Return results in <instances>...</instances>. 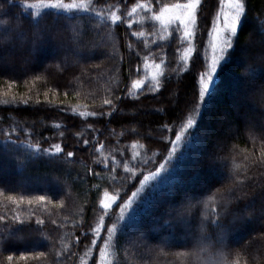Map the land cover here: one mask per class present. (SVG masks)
Listing matches in <instances>:
<instances>
[{
  "label": "trees",
  "instance_id": "16d2710c",
  "mask_svg": "<svg viewBox=\"0 0 264 264\" xmlns=\"http://www.w3.org/2000/svg\"><path fill=\"white\" fill-rule=\"evenodd\" d=\"M148 2L158 10L177 0ZM243 2L233 46L201 103L221 0H201L187 62L179 32L161 31L144 10L127 16L137 0H90L94 11L0 0V167H10L0 177V264H98L113 225L112 264H184L206 240L239 264H264V0ZM112 12L123 22L112 24ZM102 39L83 62L65 64ZM161 61L153 89L144 65ZM135 79L145 80L139 90ZM89 112L97 115H81ZM189 118L196 123L183 131ZM105 191L117 197L106 211Z\"/></svg>",
  "mask_w": 264,
  "mask_h": 264
},
{
  "label": "snow or ice",
  "instance_id": "6c2138e0",
  "mask_svg": "<svg viewBox=\"0 0 264 264\" xmlns=\"http://www.w3.org/2000/svg\"><path fill=\"white\" fill-rule=\"evenodd\" d=\"M222 5L227 4V10L225 11L222 7L221 11L217 14L215 21L212 25V30L209 32L210 37V48H211V57L207 64L206 71L202 72L199 77L198 84V95L199 101L202 103L208 97L209 93L213 90L214 84L217 76V69L221 61L224 60L225 56L228 54L229 49L233 46V37L237 33L239 21L245 13V4L243 0H221ZM23 6L25 8H52L64 11L71 10H84V11H94V8L90 4V0H70V2H65V0H37L36 3H28L27 0H23ZM201 8V0H177L176 3L165 4L157 9L153 8L148 0H137V3L131 7V10L127 12V16L131 17L134 14H137V10H144L146 13H151V18L160 25V29L163 32H169V30H174L179 32L180 40L186 43V47L183 48V61L187 62L190 57H192L194 52V38L196 36V26H197V14L198 9ZM99 14V13H98ZM123 22L122 16L116 14L115 12L111 13V23L116 24L117 22ZM129 27L132 25L131 19L127 21ZM134 35H143V33H134ZM164 62L152 63L149 65L145 62V68L151 67V86L153 89H159L161 87L160 77L164 75L161 65ZM14 83V82H11ZM145 84L144 79H135L132 81V89L139 90L142 85ZM260 97L264 99V88L260 90ZM14 100L15 97L13 96ZM118 99V98H117ZM103 104L109 107L112 106V99L103 100ZM81 115H97L95 112L81 113ZM103 115V113H101ZM195 120L189 118L186 125H184L183 131L191 129ZM182 133H177L175 139L172 143V152L175 153L177 147L182 141ZM85 144H88L89 141L85 140ZM55 152L60 153L62 151L61 146L56 144ZM73 153L69 152L68 156H72ZM264 155V153H262ZM100 163H106L105 159H101ZM164 170V165H161L155 172H149L148 175L144 176V179L140 181L141 187L146 185L150 180L154 179ZM139 189L137 192H133L126 203L122 206L123 208H128L131 206L133 200L138 195ZM3 195V193H0ZM7 199L12 200L13 197L9 196ZM22 199V198H21ZM40 200H44L43 196L39 197ZM117 197L110 194L108 191H105L104 198L100 201L101 207L106 211L109 209L113 202L116 201ZM0 219H3L0 217ZM103 223V217H101V224ZM101 231V225H97L94 229V234L99 237ZM108 231V240H105L104 247L100 249V261L99 264H112L111 259L109 258L110 254L107 249L109 247V241L111 240L114 232L115 225L107 229ZM93 244H96V241H92ZM41 256L44 253H40ZM12 256L8 257V260L11 261ZM239 264V261H237Z\"/></svg>",
  "mask_w": 264,
  "mask_h": 264
},
{
  "label": "clouds",
  "instance_id": "9594fccd",
  "mask_svg": "<svg viewBox=\"0 0 264 264\" xmlns=\"http://www.w3.org/2000/svg\"><path fill=\"white\" fill-rule=\"evenodd\" d=\"M260 83L264 85V82ZM184 256V264H237V260L225 255L209 240H206L205 247L185 253Z\"/></svg>",
  "mask_w": 264,
  "mask_h": 264
},
{
  "label": "rangeland",
  "instance_id": "374dc122",
  "mask_svg": "<svg viewBox=\"0 0 264 264\" xmlns=\"http://www.w3.org/2000/svg\"><path fill=\"white\" fill-rule=\"evenodd\" d=\"M227 10V4L225 3V11ZM261 37H263V36H258L257 38H256V41H259V40H261L262 38ZM95 42H97L96 43V47L95 46H91V48L88 50V52H81V50H79L77 53H76V58H74L73 56L72 57H70L69 58V62L66 60L65 61V64H67V63H77V62H83V61H79V60H82V58H83V55L84 56H86V55H90V54H92V53H94V52H96V49L101 45V43H103L104 42V40L102 39V40H96ZM210 44V43H209ZM15 47V46H14ZM73 49H74V47H73ZM14 50L15 51H19V48H14ZM13 50V52L11 53V55H9L8 56V58L10 59L9 61L12 63V58L14 57V54L16 55L17 53H15V51ZM210 52H211V48H210ZM73 53H74V51H73ZM107 54H108V56H110L111 55V51H107ZM75 56V55H74ZM82 56V57H81ZM77 58H78V61H77ZM41 60V59H40ZM83 60H85V58H83ZM38 62V59H36V58H34L33 60H30V61H28V63L29 62ZM75 61V62H74ZM25 64H27V63H25ZM84 64H86V63H84ZM24 65V64H23ZM19 70H24V66L22 67V65H21V67L19 68ZM18 70V71H19ZM150 71L152 72V69H150ZM12 72H16V71H12ZM150 78H151V73H150V76H149ZM231 85H234L233 83H231ZM233 88H234V86H233ZM226 90L228 91V88H226ZM181 91V90H180ZM229 91H231V92H233V89L231 90V89H229ZM234 99H235V97L234 98H232L231 99V97H230V102L232 103V106L233 107H235L237 104H233V102H234ZM259 101H260V99H259ZM252 115V114H251ZM239 116V115H238ZM243 116V115H242ZM242 120H246V118H244V117H242ZM254 120H256L257 121V119H254ZM254 120H251L250 121V123L248 122V124H250V125H253L252 124V122L254 121ZM258 123L260 122V123H263V121H261V120H259V121H257ZM255 127H256V125H255ZM134 155L135 156H139L140 155V150H137V151H135L134 152ZM2 165V164H1ZM3 166V168H1L0 167V177H7V176H10V167L7 165V163L5 162V166H4V164L2 165ZM8 166V167H7ZM260 216L262 217V216H264V211H261L260 210ZM105 240H108V237L105 239ZM104 243H105V241L103 242V244H102V247L104 246ZM109 244H111V242L109 241ZM193 247H195V246H193ZM99 261H100V259H99ZM98 264H99V262H98Z\"/></svg>",
  "mask_w": 264,
  "mask_h": 264
},
{
  "label": "bare ground",
  "instance_id": "6f19581e",
  "mask_svg": "<svg viewBox=\"0 0 264 264\" xmlns=\"http://www.w3.org/2000/svg\"><path fill=\"white\" fill-rule=\"evenodd\" d=\"M235 89H236V88H233V92L235 91ZM237 95H238V93L236 94V91H235V93H234L233 96L238 97Z\"/></svg>",
  "mask_w": 264,
  "mask_h": 264
}]
</instances>
